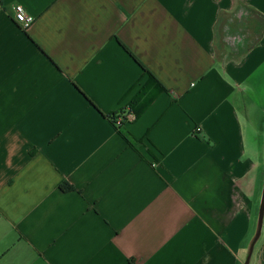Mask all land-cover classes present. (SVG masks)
Here are the masks:
<instances>
[{"label":"crops","instance_id":"1","mask_svg":"<svg viewBox=\"0 0 264 264\" xmlns=\"http://www.w3.org/2000/svg\"><path fill=\"white\" fill-rule=\"evenodd\" d=\"M263 174L264 0H0V264H244Z\"/></svg>","mask_w":264,"mask_h":264},{"label":"rangeland","instance_id":"2","mask_svg":"<svg viewBox=\"0 0 264 264\" xmlns=\"http://www.w3.org/2000/svg\"><path fill=\"white\" fill-rule=\"evenodd\" d=\"M240 16L237 17V26H234V31H231V35L233 37L227 38V33L225 32V26L226 23H228L227 19H223L220 23V27L217 30L216 37H215V51H216V56L217 58H227L230 57L232 54V50L235 48L234 47V42L236 40H240L241 37L238 34L242 33L244 31V25H249L252 26V24L259 25L261 23L260 19L252 14L250 11L245 10V9H240ZM251 30V29H250ZM251 32V31H250ZM264 175V174H263ZM258 210H259V204H258ZM257 225H258V211H257ZM264 225V215H263V221H262V226ZM261 226V230H262Z\"/></svg>","mask_w":264,"mask_h":264},{"label":"built area","instance_id":"3","mask_svg":"<svg viewBox=\"0 0 264 264\" xmlns=\"http://www.w3.org/2000/svg\"><path fill=\"white\" fill-rule=\"evenodd\" d=\"M14 20L22 30H25L33 22V17L25 13L21 7H15L14 9ZM136 119L135 114L130 109L117 112L111 117L110 121L113 127L120 131L123 125L134 122Z\"/></svg>","mask_w":264,"mask_h":264},{"label":"water","instance_id":"4","mask_svg":"<svg viewBox=\"0 0 264 264\" xmlns=\"http://www.w3.org/2000/svg\"><path fill=\"white\" fill-rule=\"evenodd\" d=\"M263 215H264V178H263L262 191H261L260 202H259L257 231H256L255 237H254V239L250 245L249 252H248V255L245 259L244 264H248L251 253L253 251V246L260 236L261 226H262V221H263Z\"/></svg>","mask_w":264,"mask_h":264},{"label":"trees","instance_id":"5","mask_svg":"<svg viewBox=\"0 0 264 264\" xmlns=\"http://www.w3.org/2000/svg\"><path fill=\"white\" fill-rule=\"evenodd\" d=\"M149 78H151L152 80H154L152 76H149ZM162 90H163V88H162L161 86H159L157 91H162ZM142 109H143V107H141V109L139 110V112H140ZM136 113L138 114V111H137ZM113 115H114V114H113ZM113 115L110 116V119H111V117H113ZM60 189H61L62 191H64V192H67V191H72L74 188H73L72 186H70L68 183H62V184L60 185Z\"/></svg>","mask_w":264,"mask_h":264}]
</instances>
